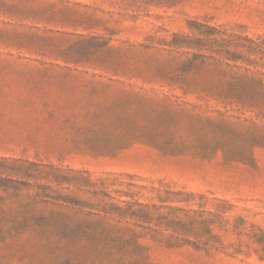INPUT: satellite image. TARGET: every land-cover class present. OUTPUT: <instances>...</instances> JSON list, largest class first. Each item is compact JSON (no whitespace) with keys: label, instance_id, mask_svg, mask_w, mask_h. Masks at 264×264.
I'll list each match as a JSON object with an SVG mask.
<instances>
[{"label":"rangeland","instance_id":"1","mask_svg":"<svg viewBox=\"0 0 264 264\" xmlns=\"http://www.w3.org/2000/svg\"><path fill=\"white\" fill-rule=\"evenodd\" d=\"M264 0H0V264H264Z\"/></svg>","mask_w":264,"mask_h":264},{"label":"trees","instance_id":"2","mask_svg":"<svg viewBox=\"0 0 264 264\" xmlns=\"http://www.w3.org/2000/svg\"><path fill=\"white\" fill-rule=\"evenodd\" d=\"M257 45H258V49L263 53V56H264V42L263 41H259L258 43H257ZM0 159H2V158H0ZM0 181H4V183H11V182H13V179L12 178H10V177H4V176H1L0 175Z\"/></svg>","mask_w":264,"mask_h":264}]
</instances>
